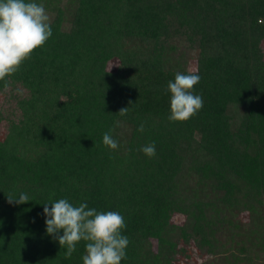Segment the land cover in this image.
I'll list each match as a JSON object with an SVG mask.
<instances>
[{
  "label": "trees",
  "instance_id": "obj_1",
  "mask_svg": "<svg viewBox=\"0 0 264 264\" xmlns=\"http://www.w3.org/2000/svg\"><path fill=\"white\" fill-rule=\"evenodd\" d=\"M37 2L53 35L8 78L16 112L0 113V264H83L86 242L66 259L46 233L45 203L62 198L124 217L121 264L192 249L201 264H264V0ZM188 48L204 103L171 122L167 84Z\"/></svg>",
  "mask_w": 264,
  "mask_h": 264
},
{
  "label": "clouds",
  "instance_id": "obj_2",
  "mask_svg": "<svg viewBox=\"0 0 264 264\" xmlns=\"http://www.w3.org/2000/svg\"><path fill=\"white\" fill-rule=\"evenodd\" d=\"M52 35L50 17L42 3L37 0H0V81L5 91L10 87L8 78L17 73L33 51L43 47ZM200 79L198 70L189 68L187 74L177 72L174 81H168L166 91L171 94L169 121L186 122L202 109V96L194 94V87ZM16 93L24 95L20 88ZM128 111V107H124L118 114L126 116ZM119 125L117 121L116 126ZM137 130L143 133L145 123H141ZM103 145L111 150L119 147L109 132L103 135ZM140 151L149 158L155 157V142L143 146ZM7 197L9 204H23L30 200L24 193L18 198L11 194ZM43 214L47 218L46 233L66 249V259L72 257L81 241L86 242L83 264H121L126 259L129 240L122 235L126 223L118 211H97L89 208L87 203L74 206L62 198L45 203Z\"/></svg>",
  "mask_w": 264,
  "mask_h": 264
},
{
  "label": "rangeland",
  "instance_id": "obj_3",
  "mask_svg": "<svg viewBox=\"0 0 264 264\" xmlns=\"http://www.w3.org/2000/svg\"><path fill=\"white\" fill-rule=\"evenodd\" d=\"M178 53L181 52V48L179 47L178 48ZM185 58L187 60V68H192V69H196L197 67V51L195 49H192V48H188L187 51H185ZM10 93V90H8L6 92V94H2L0 93V113L3 115H8V113H11V112H16V109H15V106H16V103L15 101H13L12 99H10L8 97ZM7 128L6 126L4 125V122H2L0 120V140H3L6 135H7ZM179 255V254H178ZM188 258L187 259H183L181 258V255L178 256V258L180 257L181 260L179 261V264H191V263H194V264H201L203 261H204V257L203 256H199L197 251L193 250L190 251V254H188Z\"/></svg>",
  "mask_w": 264,
  "mask_h": 264
}]
</instances>
